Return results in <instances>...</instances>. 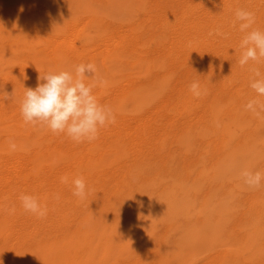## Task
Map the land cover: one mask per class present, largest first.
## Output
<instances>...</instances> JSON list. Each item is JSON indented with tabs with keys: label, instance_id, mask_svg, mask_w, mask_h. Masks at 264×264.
<instances>
[{
	"label": "bare ground",
	"instance_id": "obj_1",
	"mask_svg": "<svg viewBox=\"0 0 264 264\" xmlns=\"http://www.w3.org/2000/svg\"><path fill=\"white\" fill-rule=\"evenodd\" d=\"M238 8L254 12L253 27L264 29V0H165L159 21L167 40L157 48L163 70L154 83L158 89L151 91L150 85L147 94L137 92L139 89L128 91L138 103L133 104L135 108L130 106L135 109L131 116L123 109L127 92L104 100L94 93L101 104L112 107L116 122L90 143L77 144L63 134L24 123L20 114L23 97L12 81L33 88L41 83L40 75L32 78L27 71H14L11 78L9 72L1 71L8 82L0 86V264H64L63 251H84L75 264H108L113 259L114 264H194L198 253L206 249L211 256L204 264H258L257 252L249 249L252 240L244 243L217 225L220 218L232 220L240 209L241 218L253 227L251 234L264 244V186L249 189L239 176L244 168L264 171V112L256 115L245 109L252 99L264 102L250 87L252 69L264 72V64L250 61L241 67L238 63L244 35L233 23ZM112 13L108 14L115 15ZM3 29L1 25L0 31ZM215 29L227 33V38L209 35ZM23 38L26 36L20 40ZM32 39L36 42L37 38ZM26 46L27 53L30 46ZM55 47L53 44L52 50L57 52ZM58 52V59L71 61ZM44 54L42 58L37 55L42 59L38 65L45 63ZM32 59L31 63L26 59L25 65L32 64ZM46 63L49 66L51 61ZM109 74L99 77L105 81ZM193 81L200 83L203 94L199 97L189 91ZM6 93L9 98L5 100ZM10 142L15 143V150ZM77 176L83 177L90 189L84 200L72 194L71 181ZM62 177L68 182H62ZM226 184L249 195L241 201L234 194L216 193ZM22 194L36 196L47 206V216L40 219L26 213L20 205ZM48 251H56L55 256L50 257ZM123 251L137 252H127L124 257ZM261 261L259 264H264Z\"/></svg>",
	"mask_w": 264,
	"mask_h": 264
},
{
	"label": "rangeland",
	"instance_id": "obj_2",
	"mask_svg": "<svg viewBox=\"0 0 264 264\" xmlns=\"http://www.w3.org/2000/svg\"><path fill=\"white\" fill-rule=\"evenodd\" d=\"M8 1H9V3H8ZM42 1L46 2V4H43ZM56 1L57 0H55V2ZM60 1H61V4H60ZM81 1L84 2L83 5H81L82 4ZM114 1L115 0H110V1L109 0L108 1L107 0H96V1L95 0L94 1L93 0H58L56 3H54V0H51V3H52L51 4L49 0L48 1H46V0L45 1L44 0H24V1H22V0H5V1L0 0V4H1L0 5V22L2 23V24H0V30H1V25H2V29H3V25L6 23L4 29L2 31H0V39H1L0 47L2 48V49H0L1 50V52H0V60H1L0 66H2V68H4L3 65L4 64L7 65L4 68V70H2V68L0 69V73H1L0 74V86H1V84L4 85L5 82H8L3 78L2 72H9L8 75L11 78H13L14 71H21V72L27 71V72L31 73L32 78H33L37 75L43 76L47 71L48 72L52 71V70L53 71H59L62 69H67L70 66L76 65L79 63L91 62V63H94L96 65L97 70L99 69L98 70V76L104 75V73H110L109 77L111 75L110 78L108 77L107 80H105L106 82L104 84H106V85H104V84L98 85L94 89V93H99L98 96L104 100L106 96L111 97L112 95L120 94L121 92H124V91L127 92V94L124 96L125 98H123V101L121 99L119 102L122 101V103L124 105L123 109L125 112H127L126 115H129V116L133 115L135 112L134 108H135V106H137L138 103L136 104V102H133V101H136V99L134 97L132 98L128 91L134 92V91H137V89H139V91H137V92H140L142 94H147L148 92L150 93L151 91L156 89V87L158 85L154 86V83L157 84V82L161 79V75L163 74V70H162L161 65H160V60H159L160 58H159L158 49L161 45L165 44V41L167 40V35L164 32V30L162 29L161 23L159 21L160 15H161L159 13H160V10H161V12L163 11L162 8H163L165 0H123V2H122V0H116L117 2L121 1V2H119V4L116 1L115 2ZM48 2L51 4V6ZM71 2H73L72 5H71ZM74 2H76V3H74ZM94 2L99 4V6L101 5L102 8L99 7L96 3L94 4ZM108 2L110 3L111 6H109ZM63 3H64V5H63ZM56 4H59V5L55 6ZM86 4H88V5L85 6ZM61 5H63V6L61 7ZM79 5H80V7H79ZM106 5L108 6V7H106V11L109 9V11H107V12L105 11ZM13 6H14V8H13ZM20 6H21V8H20ZM117 6H119V7H117ZM69 7L70 8L72 7V11H70L71 9ZM78 7L81 10L83 8H85V9L81 11ZM109 7H111V8H109ZM112 7L114 9H116V8L117 9L114 10ZM52 8H53V10H52L53 12H52V14H50L51 12L49 10ZM73 8H74V10H73ZM15 9H16V11H14ZM65 9L67 10L68 13L67 12L64 13ZM68 9H69V11H68ZM103 9H104V11H103ZM100 10H102L103 12ZM76 11H77V15H76ZM99 11H100L101 15H100ZM112 11L115 13V15H113V16H112V14H113ZM8 12H11V13H8ZM70 12H71V14L73 13L74 16H73V14L71 16ZM109 12L112 14H108ZM32 13L33 14L36 13L34 15L35 18H34ZM17 14H19V15L17 16ZM24 14H25V16H24ZM43 14L48 15V16L45 17ZM56 14L59 17L61 16V18H58V16ZM64 14H66V15H64ZM67 14H70V15L67 16ZM9 15H10V17H9ZM117 15H119V16L117 17ZM123 15H124V18H123ZM44 17H45V19H44ZM7 18L8 19L10 18V20H8ZM75 20H77V21H75ZM93 20H94V22L95 21H97V22L94 23ZM30 21L33 23H29ZM55 21H56V23L58 22L59 25L61 23V25L64 27L59 26L58 24H57L58 25L57 26ZM84 21H86V22H84ZM9 22H10V24H9ZM12 22L14 25L12 24ZM27 22L29 24L28 25L29 27L27 26ZM18 23H19V26L17 25ZM90 23H94L95 26H93V24L90 25ZM98 23H100V24H98ZM74 24H75V26H74ZM80 24H82V26ZM55 25H56V29H54V27H53ZM7 26H9L10 28ZM76 26H77V28H76ZM78 26H81V29ZM78 29H79V31H77ZM47 30H51V31H47ZM75 30L77 33L75 32ZM105 30H107V31L105 32ZM58 31H61V33L62 32L63 33L60 34V33H58ZM70 31H71V33H70ZM6 32H7V34H6ZM72 34H73V36H72ZM84 34L88 35V36H84ZM14 35H16L17 38H15L16 36L14 37ZM65 35L66 36L68 35L67 37L69 40L67 39V37ZM8 36H9V39H8ZM25 36H26L25 39L23 38L22 40H20L22 37H25ZM30 37L33 38L32 39L33 41L35 38H37L36 42L35 41L32 42ZM112 38H113V40H112ZM12 39H14L15 40L14 42H16V43H13ZM27 39H28V41H26ZM53 39L55 40V42L53 41ZM60 39H63V40L61 41ZM136 39L138 41H136ZM89 40H93V41L90 42ZM154 41H155V43H154ZM70 42H72V44H69ZM11 43H12V46H11ZM39 43H41V44H39ZM51 43H52V45H51ZM85 43H87V44H85ZM19 44H21V45H19ZM24 44H25V46L27 45L26 47L30 46L29 52H31V53L25 52L28 50V48H25V46H22ZM53 44L54 45L56 44L58 47V48L55 47V49H58L59 52L67 55V57H70L71 61L69 59H64V60L58 59L55 56V53H57L58 51L56 52V50H54V48H53L54 51L52 50ZM35 45H38V46H35ZM34 46H35V48H34ZM129 46H131V47H129ZM17 47H18V49H17ZM22 47L25 49L23 50ZM59 47H60V49H59ZM19 48H21V50ZM33 48H34V53H32ZM70 48L72 50H70ZM15 50H18V51H15ZM52 51L54 53H52ZM24 52H25L26 56H24L25 55ZM59 52H58V54H59ZM28 53L30 54V56H32V54H33V57H30V58L31 59L33 58L32 59L33 63L35 61L34 64L33 63L30 64L32 61L29 58ZM42 53L43 54L45 53L43 56L47 55V57L45 56L46 58H43V61L45 63L40 61V63L41 64L43 63V65H38L39 60H42V59L37 58V55L40 57V55ZM16 54L17 55L24 54V55H21L19 57ZM8 55H9V58L11 60L9 58H7ZM22 57H24L25 59ZM15 58H16V60H15ZM36 58H37V60H36ZM40 58H42V56ZM48 58H50V59H48ZM3 59H4V61L2 63ZM13 59H14V61H13ZM26 59H29L27 61H29L30 62L29 64L33 65V68L35 67V69H31L32 66L30 67L29 64L25 65ZM129 59L132 61H130ZM21 60H23V61H21ZM50 61H51L53 66L50 65L51 64ZM116 61H118V62H116ZM155 61L159 62L158 63L160 65V66L158 65L159 67L156 65ZM6 62L7 63L10 62L9 64H11V66H9ZM46 62L50 63L49 66L52 67V70H49L50 67L48 66V64ZM57 62H59V63H57ZM36 63H37V65H36ZM145 63H146V65H145ZM69 64H71V65H69ZM16 65H17V67H16ZM12 66H14V67H12ZM152 68H154V69H152ZM41 69H43L42 73H41ZM117 69H119V70L117 71ZM126 70H128V71H126ZM9 76H8V79H10ZM122 78H123V80L125 79L124 80L125 83H124V81H121ZM12 82H14V83H12V84H14L13 85L14 87H16V85H17L16 89L19 93L22 94V95L20 94L22 97L25 93V89L30 88L27 84L23 85V84L19 83L18 80L14 81V78H13ZM43 82L44 81L42 80L41 83H43ZM89 82H91V81H89ZM115 83H117V84L119 83V85H117ZM150 85H151V88H149V87L148 88L151 91H148L147 86H150ZM36 87L37 86H34L31 89L35 90ZM117 87H118V89H117ZM119 88H122V89H119ZM157 89H158V87H157ZM146 91H148V92H146ZM129 102H130V104H129ZM133 104H135V106ZM126 106H128L129 108H127ZM130 106H132L134 108L131 109ZM144 107L145 106H143V108ZM127 109H129V111H127ZM121 115H123V114H121ZM200 144H201V147L204 146L203 142H201V141H200ZM231 189H232V187L229 184H226L223 187H218V189H216V193H218L220 196L228 195L230 197H231V195L234 194L233 196L235 198L237 197L236 199L241 200V201H242V198L244 196L247 197L249 195V193H246L245 190H241V189L239 190L238 188H234V190H231ZM229 190L232 191L233 193H231ZM236 213H238V214L233 216L234 218L232 220L226 221L225 218L218 219L217 225L221 230L223 228L227 229L226 230L227 234L230 233V234L234 235L236 238H239V240H241V241L244 239L243 240L244 243H246V242L248 243L250 240H252V241H250L251 245L248 243L249 249H252L253 251L257 252V254H256L255 252L250 251L251 253H255L254 257H257L258 264H259L261 261L260 260L261 257H264V256H262L263 255L262 252L264 251L263 240L259 237L260 240L258 239L259 241H257L258 237L251 234V232H253V227L249 222H247L246 220L241 218V216L243 214L242 211L240 209H238ZM236 226H238V227H236ZM241 226L243 229L245 227V231L241 228ZM250 227H252V228H250ZM249 228L252 231L248 230ZM249 234L253 235V236L250 237ZM249 237H250V239H249ZM250 246H251V248H250ZM258 246L259 247L262 246V247L259 248ZM258 249L259 250L261 249V250L258 251ZM123 252H124L123 253L124 257H126L128 251H123ZM129 252L136 253L137 251H134V252L129 251ZM202 252H205V253H202ZM259 252H261V253H259ZM200 253H198V256L193 261L194 264H204L206 261H208L210 259L211 254H209L210 253L209 250H207V249L205 251L202 250ZM48 254L50 257H54L56 254V251H48ZM62 254H63V257H66V258H64V261H63L64 264H69V263L75 264L80 259L81 255L84 254V251H63ZM259 254H261V255H259ZM200 258H203V259H200ZM73 261H75V262H73ZM110 261L108 262V264H111L112 262L114 264V259L110 260ZM261 263H264V258H262Z\"/></svg>",
	"mask_w": 264,
	"mask_h": 264
},
{
	"label": "clouds",
	"instance_id": "obj_3",
	"mask_svg": "<svg viewBox=\"0 0 264 264\" xmlns=\"http://www.w3.org/2000/svg\"><path fill=\"white\" fill-rule=\"evenodd\" d=\"M234 25L238 24L243 33L239 47L241 49L238 63L241 67L255 62L264 64V29L253 27L256 23L255 13L243 8L234 12ZM209 35L227 38V33L215 29ZM250 87L258 97H264V72L259 68L252 69ZM38 79L43 80L35 90L25 89L20 101V114L24 123L34 127H41L54 134H63L69 140L79 144L93 142L98 139L100 131L116 122V114L111 106L101 104L94 94L98 85L105 81L98 76L94 63H79L67 69L49 71ZM91 81V82H89ZM189 91L194 97L203 94L199 81L189 85ZM6 93L4 99H8ZM245 109L259 115L264 112V102L252 99ZM10 148L16 149L15 143L10 142ZM243 183L249 189H259L264 186V171H252L244 168L239 173ZM61 181L68 182L67 177ZM72 194L84 200L90 189L81 176L71 181ZM22 209L29 214L43 219L48 214V208L33 195L22 194L19 197ZM15 211V209H11Z\"/></svg>",
	"mask_w": 264,
	"mask_h": 264
}]
</instances>
